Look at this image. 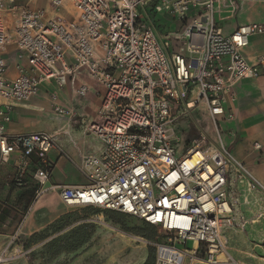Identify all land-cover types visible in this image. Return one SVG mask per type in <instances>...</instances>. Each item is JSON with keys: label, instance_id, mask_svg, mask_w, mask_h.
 <instances>
[{"label": "built area", "instance_id": "built-area-1", "mask_svg": "<svg viewBox=\"0 0 264 264\" xmlns=\"http://www.w3.org/2000/svg\"><path fill=\"white\" fill-rule=\"evenodd\" d=\"M28 1L0 0V39L12 37L22 61L11 75L0 55V164L14 154L35 155L37 197L56 191L66 206L118 211L164 231L155 264H237L226 252L227 234L264 219V184L225 143L222 124L235 119L237 85L264 75V55L251 62L243 54L252 36L264 35V22L225 34L217 0H50L48 9ZM68 2L76 9L72 20L61 14ZM153 14L181 27L165 32ZM82 72L104 90L97 115L82 119L96 140L80 165L89 182L54 185L48 155L56 134H11L8 127L44 82L74 88ZM197 105L207 110L216 138L195 124L187 142L178 121ZM54 108L58 117L71 115L58 102Z\"/></svg>", "mask_w": 264, "mask_h": 264}, {"label": "rangeland", "instance_id": "rangeland-1", "mask_svg": "<svg viewBox=\"0 0 264 264\" xmlns=\"http://www.w3.org/2000/svg\"><path fill=\"white\" fill-rule=\"evenodd\" d=\"M28 3V0H18ZM34 8L50 7V0H34L30 2ZM68 20L76 16V9L68 2L61 10ZM194 12L188 16L191 18ZM163 14H153L154 23H160ZM163 18L166 25H159L163 31H175L181 27L179 21ZM9 20L8 27H12ZM10 36L11 31L7 32ZM3 43V44H1ZM1 46H17L12 37L1 38ZM77 86H91V99L88 96L75 95L70 85L57 87L53 91L58 95L57 102L71 111L72 123L81 125V117L90 119L100 111L96 97L100 84L86 72L75 79ZM89 92V87H88ZM238 99L235 103V119L224 122L223 138L227 145L234 147L237 157L244 161L248 168L256 169L264 175V164L260 154L264 153V75L257 79L243 80L237 85ZM87 97V98H86ZM47 109L58 116L54 108V100L47 98ZM78 122H73L77 121ZM195 124L206 129L216 138L212 121L204 105H197L189 110V116L178 121L180 135L189 141L197 131ZM186 142V143H187ZM259 142L261 151L253 148ZM232 143V144H231ZM240 155V156H239ZM250 155V161H246ZM254 159V160H252ZM248 162V163H247ZM85 178V177H83ZM89 182L87 178L84 179ZM64 212L58 219L43 230L28 237H14L12 240L0 238V264H155L156 244L166 240L164 231L149 225L141 219L118 211L89 206H66L59 199ZM103 214V219H98ZM106 214H109L107 216ZM227 254L237 264H264V219L251 221L242 230L227 234ZM204 253H198L203 257Z\"/></svg>", "mask_w": 264, "mask_h": 264}, {"label": "crops", "instance_id": "crops-1", "mask_svg": "<svg viewBox=\"0 0 264 264\" xmlns=\"http://www.w3.org/2000/svg\"><path fill=\"white\" fill-rule=\"evenodd\" d=\"M215 16L223 32L231 34L242 24L264 22L263 0H217ZM1 44L0 55L7 58L10 74L15 75L16 65L22 61L18 58L17 50L13 46L4 47ZM243 54L251 62H255L257 57L264 55V35L252 36ZM23 63H25L24 60ZM81 86H77L74 82V88L70 87L75 95H78L77 89ZM57 87L58 85L52 80L44 82L37 96L15 109L8 131L11 134L40 131L55 133L57 145L48 155L53 163L50 183L54 185L86 184L84 180L86 177L80 165L83 157L94 150L96 140L86 133L82 126V119L88 121L91 118L86 120L82 115L81 125L77 126L72 123L71 115L58 117L48 111L47 98L52 99L51 96L55 93L53 91H57ZM88 87L89 92L85 96L91 99V86L88 85ZM103 92V87L100 85L99 91L95 94L99 104ZM237 145L232 147L234 154H236ZM259 155L263 165L264 153ZM246 161L251 162L250 155ZM39 166L40 161L35 155L23 159L19 154H14L8 163L0 164V238L12 240L20 235L23 237L34 235L63 215L58 192L49 191L36 196L39 185L34 179V174ZM249 170L264 184L263 174H259L252 167ZM21 171L24 172V176L18 184L15 179L17 173ZM251 218L254 219L255 216L252 215Z\"/></svg>", "mask_w": 264, "mask_h": 264}, {"label": "bare ground", "instance_id": "bare-ground-1", "mask_svg": "<svg viewBox=\"0 0 264 264\" xmlns=\"http://www.w3.org/2000/svg\"><path fill=\"white\" fill-rule=\"evenodd\" d=\"M103 217H104L103 214H98V219H99V220H102ZM197 244H198V243L196 242V244H195L196 247H197ZM221 257H223V256H221Z\"/></svg>", "mask_w": 264, "mask_h": 264}, {"label": "trees", "instance_id": "trees-1", "mask_svg": "<svg viewBox=\"0 0 264 264\" xmlns=\"http://www.w3.org/2000/svg\"><path fill=\"white\" fill-rule=\"evenodd\" d=\"M107 216H109V214H106ZM149 261H150V257H149V259L147 260V262H146V264H148L149 263Z\"/></svg>", "mask_w": 264, "mask_h": 264}]
</instances>
